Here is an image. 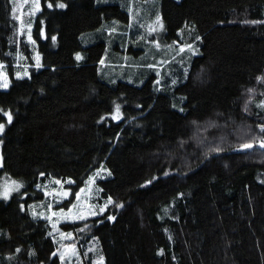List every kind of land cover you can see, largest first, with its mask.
Instances as JSON below:
<instances>
[{
	"label": "trees",
	"instance_id": "trees-1",
	"mask_svg": "<svg viewBox=\"0 0 264 264\" xmlns=\"http://www.w3.org/2000/svg\"><path fill=\"white\" fill-rule=\"evenodd\" d=\"M127 1L0 0V177L23 183L0 199V264H63L29 205L54 177L67 206L101 168L108 207L59 225L104 264H264V0H159L176 47L139 64Z\"/></svg>",
	"mask_w": 264,
	"mask_h": 264
},
{
	"label": "rangeland",
	"instance_id": "rangeland-1",
	"mask_svg": "<svg viewBox=\"0 0 264 264\" xmlns=\"http://www.w3.org/2000/svg\"><path fill=\"white\" fill-rule=\"evenodd\" d=\"M108 1V0H102ZM110 1V0H109ZM28 6L26 13L28 15L35 14L38 10L39 0H20ZM127 11H129V30L131 33H126L127 39L131 38V43L134 48L141 47L138 51V56L133 57L136 59L134 64H139L143 60L149 61L162 59L173 51L176 47V42H168L165 40V27L161 14L158 10L159 0H128L127 3L122 4ZM113 27L111 25L110 33L120 32L121 30L116 27L117 21H114ZM27 33V38L36 44V41L32 35V24L22 23ZM116 36V34H113ZM130 41L126 43L128 47ZM152 51V55L148 56ZM33 62L23 64L19 67L16 76L28 77L32 72V68L41 66V53L38 48L33 49ZM79 56H81L79 54ZM122 60L124 64L131 63L129 59V53L126 51L123 53ZM140 60V61H138ZM157 61V62H158ZM6 85V86H5ZM10 85V79L4 69V66L0 64V89H7ZM120 116L119 111L114 113V117ZM11 119L10 112L7 113V120ZM6 123H0L3 132ZM0 155H1V139H0ZM105 169L101 168L95 173H92L88 178L85 186L81 188L71 203L67 206L61 205L62 202L68 198L71 194V190L66 187L64 182L70 181L69 178H51L48 179L43 186L46 192V199L42 201H35L30 203L29 211L33 216L45 217L49 220L52 229L51 233L57 242H63L59 249V258L63 264H104L102 255L98 248L97 242L91 239L85 246L75 245L74 234L69 231H65L60 227L61 222L71 221L74 219H84L89 216H95L102 214L110 204V199H106L103 202L98 201L99 187L96 185V178L105 175ZM22 181L18 178L10 176L8 174L0 177V199H8L14 193L20 191L22 188Z\"/></svg>",
	"mask_w": 264,
	"mask_h": 264
},
{
	"label": "snow or ice",
	"instance_id": "snow-or-ice-1",
	"mask_svg": "<svg viewBox=\"0 0 264 264\" xmlns=\"http://www.w3.org/2000/svg\"><path fill=\"white\" fill-rule=\"evenodd\" d=\"M60 7H63L64 5H59ZM79 58V57H78ZM6 86V85H5ZM0 129H2V126H0ZM245 147H251V145H245Z\"/></svg>",
	"mask_w": 264,
	"mask_h": 264
},
{
	"label": "water",
	"instance_id": "water-1",
	"mask_svg": "<svg viewBox=\"0 0 264 264\" xmlns=\"http://www.w3.org/2000/svg\"><path fill=\"white\" fill-rule=\"evenodd\" d=\"M249 145H251V147H243L244 149H246V148H252V147H254V144H249ZM168 174H171V172H169Z\"/></svg>",
	"mask_w": 264,
	"mask_h": 264
}]
</instances>
